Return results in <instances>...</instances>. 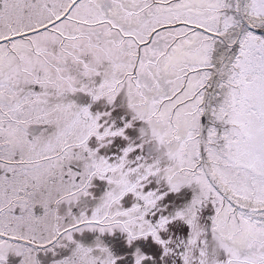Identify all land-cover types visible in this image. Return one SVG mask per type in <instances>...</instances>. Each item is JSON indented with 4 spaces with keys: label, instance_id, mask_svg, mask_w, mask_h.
<instances>
[{
    "label": "snow or ice",
    "instance_id": "1",
    "mask_svg": "<svg viewBox=\"0 0 264 264\" xmlns=\"http://www.w3.org/2000/svg\"><path fill=\"white\" fill-rule=\"evenodd\" d=\"M0 264H264V0H0Z\"/></svg>",
    "mask_w": 264,
    "mask_h": 264
}]
</instances>
